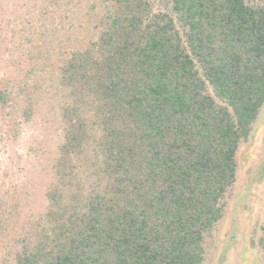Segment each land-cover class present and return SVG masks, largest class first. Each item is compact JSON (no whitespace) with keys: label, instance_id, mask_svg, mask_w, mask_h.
<instances>
[{"label":"trees","instance_id":"16d2710c","mask_svg":"<svg viewBox=\"0 0 264 264\" xmlns=\"http://www.w3.org/2000/svg\"><path fill=\"white\" fill-rule=\"evenodd\" d=\"M48 4L0 113L48 98L62 136L44 214L0 195V264H205L264 106V0Z\"/></svg>","mask_w":264,"mask_h":264},{"label":"rangeland","instance_id":"374dc122","mask_svg":"<svg viewBox=\"0 0 264 264\" xmlns=\"http://www.w3.org/2000/svg\"><path fill=\"white\" fill-rule=\"evenodd\" d=\"M49 1L1 0V88L16 87L23 79L36 83L41 76L32 60L34 38L43 29L41 13L53 10ZM61 136L57 105L48 98L29 123L0 113V195L20 200L21 223L47 209L46 189ZM224 205L225 216L206 243L205 264H264V106L240 147L237 179Z\"/></svg>","mask_w":264,"mask_h":264}]
</instances>
